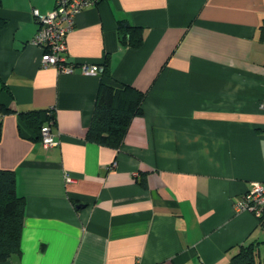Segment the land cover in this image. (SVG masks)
<instances>
[{"label": "crops", "instance_id": "0c3cea01", "mask_svg": "<svg viewBox=\"0 0 264 264\" xmlns=\"http://www.w3.org/2000/svg\"><path fill=\"white\" fill-rule=\"evenodd\" d=\"M53 7L0 0V103L13 109L0 168L25 198L20 250L0 264H230L241 243L264 240L234 207L264 181V0H99L66 35L70 73L42 66L31 41L33 10ZM120 19L141 27L138 48L120 42ZM104 58V75L79 72ZM101 82L145 93L118 149L85 138ZM46 107L48 148L18 114Z\"/></svg>", "mask_w": 264, "mask_h": 264}, {"label": "trees", "instance_id": "16d2710c", "mask_svg": "<svg viewBox=\"0 0 264 264\" xmlns=\"http://www.w3.org/2000/svg\"><path fill=\"white\" fill-rule=\"evenodd\" d=\"M4 25L5 20L0 17V29ZM117 26L121 30L120 42L123 45L138 48L142 44L141 27L130 25L124 19L118 20ZM100 63L104 66L102 76L107 72L105 58ZM144 98L145 93L133 85L123 84L117 87L101 82L85 138L99 145L118 149L132 118L142 114ZM11 112L13 109L0 103V133L1 116ZM18 114L24 126L30 130L28 136L31 138L40 140V128L44 123L51 121L52 126L55 124V112L52 107L29 109ZM141 184L145 185L144 179ZM24 211L25 198L17 193L14 170L0 168V261L20 250ZM256 217L258 222L264 225V214ZM262 242L264 240L255 238L241 243L230 256V264H262L259 247Z\"/></svg>", "mask_w": 264, "mask_h": 264}, {"label": "built area", "instance_id": "2783aa9c", "mask_svg": "<svg viewBox=\"0 0 264 264\" xmlns=\"http://www.w3.org/2000/svg\"><path fill=\"white\" fill-rule=\"evenodd\" d=\"M96 2L97 0H54V7L46 13L33 10L38 28L31 41L42 49V66H54L66 73L74 71L75 64L66 58V35L74 26L76 13L84 6ZM79 66V72L84 75H101L104 71L100 62L82 63ZM51 127L52 122L48 121L40 128V142L44 148L57 143ZM65 180L72 181V177L66 173ZM234 207L237 211L247 210L256 216L264 214V181H251L249 187L235 200Z\"/></svg>", "mask_w": 264, "mask_h": 264}, {"label": "water", "instance_id": "95a60500", "mask_svg": "<svg viewBox=\"0 0 264 264\" xmlns=\"http://www.w3.org/2000/svg\"><path fill=\"white\" fill-rule=\"evenodd\" d=\"M81 205H82V204H77L76 206L79 207V206H81Z\"/></svg>", "mask_w": 264, "mask_h": 264}]
</instances>
